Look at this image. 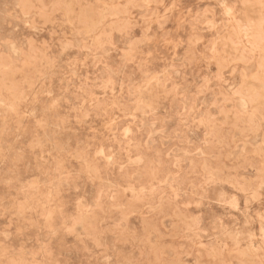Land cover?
<instances>
[{"label": "rangeland", "instance_id": "obj_1", "mask_svg": "<svg viewBox=\"0 0 264 264\" xmlns=\"http://www.w3.org/2000/svg\"><path fill=\"white\" fill-rule=\"evenodd\" d=\"M0 264H264V0H0Z\"/></svg>", "mask_w": 264, "mask_h": 264}]
</instances>
